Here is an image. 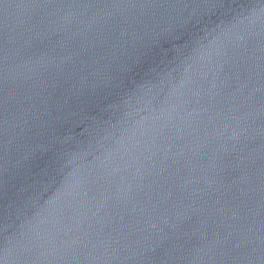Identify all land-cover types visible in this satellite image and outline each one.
I'll return each instance as SVG.
<instances>
[{"label":"water","instance_id":"1","mask_svg":"<svg viewBox=\"0 0 264 264\" xmlns=\"http://www.w3.org/2000/svg\"><path fill=\"white\" fill-rule=\"evenodd\" d=\"M0 264H264V0H0Z\"/></svg>","mask_w":264,"mask_h":264}]
</instances>
